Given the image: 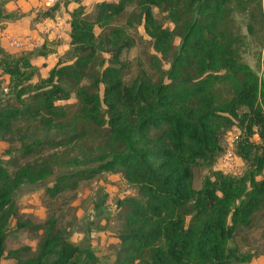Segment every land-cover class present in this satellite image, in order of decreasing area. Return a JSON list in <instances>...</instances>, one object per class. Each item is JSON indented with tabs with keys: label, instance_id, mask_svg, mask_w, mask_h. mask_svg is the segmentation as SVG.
Here are the masks:
<instances>
[{
	"label": "trees",
	"instance_id": "16d2710c",
	"mask_svg": "<svg viewBox=\"0 0 264 264\" xmlns=\"http://www.w3.org/2000/svg\"><path fill=\"white\" fill-rule=\"evenodd\" d=\"M59 1L21 13L6 11L0 1V30L5 21L27 15L33 28L53 18L60 4L76 3L67 19L69 62L57 61L41 77L32 60L53 53L58 40L44 38L26 50L0 48V76H6L5 83L0 79V141L6 144L0 260L97 264L95 251L70 242L69 225L52 216L41 223L17 221V229L41 230L40 239L34 250L22 245L5 251L9 221L20 213L13 196L23 185L51 178L43 192L54 198L81 180L117 174L134 194L115 201L117 244L108 264H251L257 254L236 236L243 241L241 233L264 223V51L256 75L239 54L243 36L231 10L247 15L246 30L253 33L250 23L258 18L262 25L264 0H97L89 13L79 0ZM131 3L159 55L149 56L156 79L141 69L124 79L128 65L121 56L133 40L110 22ZM231 130L235 135L223 144ZM227 146L240 161L236 172L214 168ZM96 191L94 207L106 198L102 187Z\"/></svg>",
	"mask_w": 264,
	"mask_h": 264
},
{
	"label": "rangeland",
	"instance_id": "374dc122",
	"mask_svg": "<svg viewBox=\"0 0 264 264\" xmlns=\"http://www.w3.org/2000/svg\"><path fill=\"white\" fill-rule=\"evenodd\" d=\"M79 1L83 4L85 13H89L93 10L94 4L97 0ZM152 11L154 16L160 20L163 25H167L169 27L172 26L166 18H164V13L158 12L156 8H152ZM136 13L137 8L134 6V3L128 4L125 7L124 12L112 19L110 22V26H120L125 29L127 35L133 40V46L121 56V59L124 62H127L128 65V71H125L124 79L130 80L138 73L139 69L143 70L151 78L156 79L158 74L154 68L155 66L149 62V56L155 55L158 57L159 55L150 47L148 38L142 30L141 23L134 17V14L136 15ZM231 16L233 17L235 23L234 25L243 36L244 45L239 49L241 59L248 64L256 75H259L261 72V57L264 51V19L262 21V25H260L258 18L256 22H251L250 24L253 26V33H248L246 30V24L249 23L247 15L245 13L238 12L235 8H232ZM98 31L99 29L95 27L94 32L97 33ZM104 56L106 55L104 54ZM160 64L161 69H164L167 63L165 59L160 58ZM0 79L4 81L5 77L0 76ZM2 86H4V84ZM1 88L2 87H0V92H2ZM71 100H73V98H71ZM235 132V130L227 132L224 136L223 144L232 139ZM5 145L6 144L4 142L0 141V159L2 160L6 159V156L2 152V148ZM12 145L14 148L18 147L16 142ZM13 156L16 158L17 154L13 153ZM233 162V166L231 164L229 168H231V172H236L240 168V161L234 159ZM214 168L218 169V166L215 165ZM13 169L14 166L7 165V170L9 172H12ZM200 173L202 174L204 171H201ZM198 177L199 173L195 172L193 181L194 187H198L199 185ZM99 178V176H96L91 180H81L75 190H66L54 198H49L43 192L44 187L50 186L51 178L39 181L35 185H23L19 187L15 191L13 198L20 213L17 217L11 218L9 221L8 230L3 243L4 250L6 251L23 245V240H27L28 243L33 242V245L35 246L37 241L40 239L41 233L39 232L41 230L31 233L28 232L26 228L17 229L15 228L17 221L34 224L41 223L46 218L52 216L61 226L67 224L69 225V229L73 228L74 231L77 230L79 233L82 231V226L89 220L90 223H93L91 225H98L99 219L97 213L91 211L89 215V209L92 204V199L98 201V195L95 191L96 187L100 183V181L98 183ZM110 178L111 179H108L107 181H103V183H107V186H105L108 193L102 188V192L106 195V198L103 199L105 204L103 203L104 205L102 207V214L106 216L105 223L102 224V226H93L97 229H105L108 232V234L106 233L107 236L113 234L114 228L117 224L114 219L115 201L118 197L134 193V190L124 188L123 183L120 184L117 174ZM102 214H100V217H102ZM241 235L244 240L241 241L239 236H236L237 243L243 247H250L251 250L257 254L256 258L254 257L251 261V264H264L262 261V256H264V223L261 220L258 221L257 227H254L245 233H241ZM108 245L109 246L106 247V249L101 250V252H104V255L101 258L99 257L100 259L98 263L100 264H107L108 262L107 259L110 254L109 248L111 247V244L109 243ZM104 257H106L105 260L103 259Z\"/></svg>",
	"mask_w": 264,
	"mask_h": 264
},
{
	"label": "crops",
	"instance_id": "0c3cea01",
	"mask_svg": "<svg viewBox=\"0 0 264 264\" xmlns=\"http://www.w3.org/2000/svg\"><path fill=\"white\" fill-rule=\"evenodd\" d=\"M39 3H40V0H4L3 8L6 11L17 9V11L21 13V12H27L30 8L38 6ZM75 6H76V3L74 2H69L66 6H63L60 4V9L56 12L53 18L44 19L41 22L36 23L33 28H29V19L31 15L23 16L15 20L5 21L6 22L5 27L2 30H0V48H2L5 51H15L16 50L10 46L8 42L9 36L19 37L25 34H29L33 39L38 41L39 45L43 42L44 38L48 40H58L59 44L55 47V51L53 53H48L44 56H38L32 60V63L38 69V75L41 77L44 76L46 72L51 67H53L57 61H60L62 63L69 62V60L68 59L66 60L64 57V52L68 48L67 40H68L69 25H68L67 19H68V12ZM46 26L50 27V31L45 34L41 33L43 27H46ZM3 77H5L4 81H6V76L4 75ZM35 79L36 77L33 78V81ZM263 174H264V170H263ZM112 176L113 174L105 176L104 179L100 178L98 180V183L99 181L100 183L98 184L96 189L102 187L104 191L107 192V189H106L107 183L105 182L103 183V181L104 180L107 181L108 179H111L110 177ZM96 193L98 195V200H99L100 198L99 191H96ZM131 194H134V193H131ZM94 201L97 202L96 200ZM104 204L98 207H94V205L91 204V207L89 209V215L91 211L97 213L98 219H99L98 225H95V224L91 225L93 223H90V220H89L88 222H86V224L82 226L81 233H79L77 230L74 231L73 228H71L72 230L68 228V230L70 231V235L68 239L70 242L74 244H78L83 247L90 246V248L93 249L95 251V254L100 258L104 255L103 254L104 252L103 251L101 252V250L106 249V247H108L109 246L108 244L110 243L111 244V247L109 248L110 254L108 255V259H107L108 261L107 264H108L113 258V253L115 251L117 239L114 237L113 234L107 236L108 232L105 229L103 230L101 228L97 229L93 227V226H102V224L105 223L106 216L102 214V210H103L102 207ZM100 214H102V217H100ZM93 216H94V213H93ZM22 242H23V245H27L31 248V250H34L35 246L33 245V242L28 243L27 240H23ZM262 257H263L262 261L264 262V256ZM105 258L106 257H104L103 259L105 260ZM13 263L14 261L10 258H2L0 260V264H13ZM97 264H100V263H97Z\"/></svg>",
	"mask_w": 264,
	"mask_h": 264
},
{
	"label": "built area",
	"instance_id": "2783aa9c",
	"mask_svg": "<svg viewBox=\"0 0 264 264\" xmlns=\"http://www.w3.org/2000/svg\"><path fill=\"white\" fill-rule=\"evenodd\" d=\"M59 0H42L39 3V6L42 9H47L49 7H51L52 5H54L56 2H58ZM50 31V27L46 26L43 27L41 33H48ZM8 42L10 44V46L16 50H26V49H32L35 47H38V41H36L35 39H33L29 34H25L23 36H19V37H15V36H9L8 37ZM231 139L228 140V144L230 143ZM237 159L231 150H230V146H227L223 156L221 158H219L217 160L216 165L218 166L219 170L222 171H230L231 168H229L232 164L233 166V160Z\"/></svg>",
	"mask_w": 264,
	"mask_h": 264
}]
</instances>
